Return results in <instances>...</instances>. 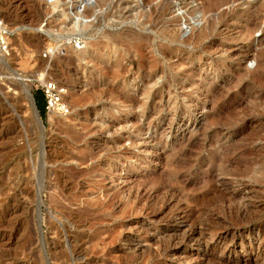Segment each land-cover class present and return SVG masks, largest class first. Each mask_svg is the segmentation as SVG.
Returning <instances> with one entry per match:
<instances>
[{
  "label": "rangeland",
  "instance_id": "rangeland-1",
  "mask_svg": "<svg viewBox=\"0 0 264 264\" xmlns=\"http://www.w3.org/2000/svg\"><path fill=\"white\" fill-rule=\"evenodd\" d=\"M55 2L0 0V264H264V0Z\"/></svg>",
  "mask_w": 264,
  "mask_h": 264
},
{
  "label": "built area",
  "instance_id": "built-area-1",
  "mask_svg": "<svg viewBox=\"0 0 264 264\" xmlns=\"http://www.w3.org/2000/svg\"><path fill=\"white\" fill-rule=\"evenodd\" d=\"M8 26L6 25L4 18L0 14V48L6 49L8 46ZM52 50L49 51V54ZM45 56H48L46 54ZM40 90L43 91L46 99V109L60 114H67L70 112L68 103L65 101V95L67 93V87L60 84L54 79L41 78Z\"/></svg>",
  "mask_w": 264,
  "mask_h": 264
},
{
  "label": "bare ground",
  "instance_id": "bare-ground-1",
  "mask_svg": "<svg viewBox=\"0 0 264 264\" xmlns=\"http://www.w3.org/2000/svg\"><path fill=\"white\" fill-rule=\"evenodd\" d=\"M59 3H60V0H56V2L52 5L53 8L52 9H55V8H59ZM62 12V15L63 16H67V15H74L70 10H67L66 8H63L61 10ZM75 14H79V11L75 12ZM80 15V14H79ZM159 20V19H158ZM69 30V33L67 35V38L69 39H72L75 35H79L81 34L80 32H83V31H87L89 30V26L85 23V22H82L80 20H76L74 18V20H72V26L68 29ZM35 41V40H34ZM44 57V56H43ZM19 76V75H18ZM18 79H21L22 83L26 86V83L24 82L25 79H22L21 77H19ZM25 89L29 92L28 95L31 97V92L29 90L28 87H25ZM32 101V99H31ZM36 118H37V121H38V124L41 125L39 123V117L36 115ZM40 128V127H39ZM42 131V130H41ZM44 131V130H43ZM258 228V227H257ZM258 230V229H257ZM257 235V234H256ZM194 236V235H193ZM188 237V236H187ZM198 238V237H197ZM200 239V238H199ZM205 242V241H204ZM228 245V244H227ZM226 248V247H225ZM230 248V247H229ZM206 249V248H205ZM261 250V249H260ZM259 250V251H260ZM263 253V252H262Z\"/></svg>",
  "mask_w": 264,
  "mask_h": 264
},
{
  "label": "trees",
  "instance_id": "trees-1",
  "mask_svg": "<svg viewBox=\"0 0 264 264\" xmlns=\"http://www.w3.org/2000/svg\"><path fill=\"white\" fill-rule=\"evenodd\" d=\"M41 97H43V98L45 97L44 93L42 90H38L35 94L36 102H37L39 110L41 111L42 116L45 117V115H46V106H45L46 105V99L44 98L43 99L44 102H43V101H41Z\"/></svg>",
  "mask_w": 264,
  "mask_h": 264
},
{
  "label": "water",
  "instance_id": "water-1",
  "mask_svg": "<svg viewBox=\"0 0 264 264\" xmlns=\"http://www.w3.org/2000/svg\"><path fill=\"white\" fill-rule=\"evenodd\" d=\"M20 81H21V79H19ZM22 82V81H21ZM31 99H32V103H33V109H34V114H35V117H36V115L39 117V123L41 124V125H39L40 126V128L42 129V130H44V128H45V124H44V122H43V120H42V117H41V115H40V111H39V109H38V106H37V104H36V100H35V98L32 96V94H31ZM36 120H37V118H36ZM37 123H38V121H37Z\"/></svg>",
  "mask_w": 264,
  "mask_h": 264
}]
</instances>
